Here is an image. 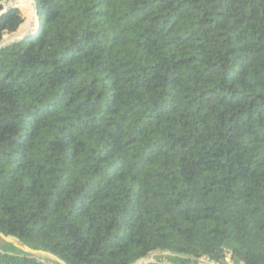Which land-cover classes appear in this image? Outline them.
<instances>
[{"label":"trees","instance_id":"trees-1","mask_svg":"<svg viewBox=\"0 0 264 264\" xmlns=\"http://www.w3.org/2000/svg\"><path fill=\"white\" fill-rule=\"evenodd\" d=\"M35 5L0 49V234L66 264H264V0ZM0 264L50 263L0 241Z\"/></svg>","mask_w":264,"mask_h":264},{"label":"water","instance_id":"water-1","mask_svg":"<svg viewBox=\"0 0 264 264\" xmlns=\"http://www.w3.org/2000/svg\"><path fill=\"white\" fill-rule=\"evenodd\" d=\"M30 1H31V7H32L33 12H34L35 21H36V24H35L33 30H30L26 33H21V31H20L21 27H20L16 33L11 34V35H5V37L0 41V49L4 48L8 44H11V43L20 41L26 37H29L30 35H32L34 33L33 31L37 28V25H38V18H37V13H36L35 0H30ZM17 2H18V0H10V2L7 4L6 7L0 6V19L3 17V15L8 13L9 11L18 8ZM0 241H2L5 244H9V245L13 246L15 249L33 257V258H36L40 261L48 262L50 264H66L65 262H63L62 260H60L59 258L55 257L54 255H52L50 253L29 249L19 239L15 238V237H5L3 234H0ZM157 255L179 258V259H182L184 261L193 262L196 264H216L214 262H209L205 259H199V258L189 256L186 254H180V253L162 251V250H155L153 252H150L145 257H143L140 260H137L131 264H146V261L148 259H150L154 256H157ZM164 264H167V262H165Z\"/></svg>","mask_w":264,"mask_h":264},{"label":"rangeland","instance_id":"rangeland-1","mask_svg":"<svg viewBox=\"0 0 264 264\" xmlns=\"http://www.w3.org/2000/svg\"><path fill=\"white\" fill-rule=\"evenodd\" d=\"M10 2V0H4L0 6H7V4ZM19 8V7H18ZM20 9V8H19ZM21 14H22V10L20 9ZM22 18H23V14H22ZM23 24H24V19H23ZM21 26L20 31L21 33H26L30 30H33L34 26H35V22L34 19L32 17V14H30L28 20L25 22V24ZM169 257V256H162V255H157L154 256L150 259H148L146 262V264H160V263H164L165 259ZM226 264H233L232 262L229 261V258H227V261L225 262Z\"/></svg>","mask_w":264,"mask_h":264},{"label":"bare ground","instance_id":"bare-ground-1","mask_svg":"<svg viewBox=\"0 0 264 264\" xmlns=\"http://www.w3.org/2000/svg\"><path fill=\"white\" fill-rule=\"evenodd\" d=\"M22 1H29L30 2V4H31V1L30 0H18V2H17V6L18 7H26V5L25 4H23V3H20V2H22ZM31 14H32V17H33V19H34V22H35V24H36V21H35V16H34V12H33V9H32V7H31ZM147 263V262H146Z\"/></svg>","mask_w":264,"mask_h":264}]
</instances>
